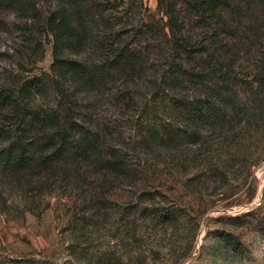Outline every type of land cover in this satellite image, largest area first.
I'll return each mask as SVG.
<instances>
[{
  "label": "rangeland",
  "instance_id": "374dc122",
  "mask_svg": "<svg viewBox=\"0 0 264 264\" xmlns=\"http://www.w3.org/2000/svg\"><path fill=\"white\" fill-rule=\"evenodd\" d=\"M61 9L0 6V90L36 109L75 104L100 139L89 159L0 166V264H264V0H84L58 56L104 70L122 49L139 60L88 94L53 80L47 18ZM175 67L228 89L241 111L180 133L168 98L206 92ZM42 73L63 89L19 94ZM11 121L0 109V133Z\"/></svg>",
  "mask_w": 264,
  "mask_h": 264
},
{
  "label": "trees",
  "instance_id": "16d2710c",
  "mask_svg": "<svg viewBox=\"0 0 264 264\" xmlns=\"http://www.w3.org/2000/svg\"><path fill=\"white\" fill-rule=\"evenodd\" d=\"M84 0H60L66 9L53 12L47 18L50 34L55 42L53 62L50 66L55 78L53 80H67L75 85L78 92L88 94L98 91L109 76V71L116 74L138 63V56L132 52L119 50L108 69L91 67L67 58L58 56L57 47L70 48L76 41V25L71 23L72 7H78ZM21 0H0V6L12 8ZM172 76L184 80L194 88L204 91L202 97L191 99L169 97L167 102L171 112L182 119L178 128L180 133L188 136L199 134L201 126L209 120L223 121L229 114L241 111L240 106L231 91L225 88L214 90L205 82L202 74L188 73L181 67H175ZM52 80V81H53ZM46 73L29 78L23 82L19 94L31 91L44 92L49 86L57 89L63 87L50 84ZM174 82V81H171ZM53 83V82H52ZM73 107L59 111L33 108L21 102L14 101L8 93L0 90V109L9 110L12 114V128L1 131L0 141L4 144L0 148V166L11 173L26 169L29 165H40L47 169L61 156L73 154L84 159L96 155L100 133L91 126L84 127L77 123L71 114ZM39 164V165H38Z\"/></svg>",
  "mask_w": 264,
  "mask_h": 264
}]
</instances>
